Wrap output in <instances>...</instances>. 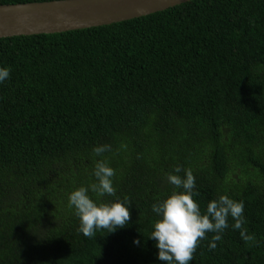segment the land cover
I'll return each instance as SVG.
<instances>
[{
    "label": "trees",
    "instance_id": "trees-1",
    "mask_svg": "<svg viewBox=\"0 0 264 264\" xmlns=\"http://www.w3.org/2000/svg\"><path fill=\"white\" fill-rule=\"evenodd\" d=\"M51 0H0L1 4ZM0 264H164L152 211L195 177L201 212L244 203L246 243L207 233L189 264H264V0H191L107 26L0 38ZM110 145L97 156L93 149ZM114 169L99 197L95 165ZM182 171L176 173L175 167ZM128 198L131 218L92 238L70 194ZM139 241V244L134 243Z\"/></svg>",
    "mask_w": 264,
    "mask_h": 264
},
{
    "label": "clouds",
    "instance_id": "clouds-1",
    "mask_svg": "<svg viewBox=\"0 0 264 264\" xmlns=\"http://www.w3.org/2000/svg\"><path fill=\"white\" fill-rule=\"evenodd\" d=\"M10 68L0 67V83L10 78ZM99 156L111 151L110 145H102L93 149ZM174 171H182L180 166ZM93 175L97 183L90 186V190L99 197L105 195L115 196L113 186L115 171L108 166L106 161H99L95 165ZM168 182L182 192H173L163 202L152 205V211L160 218L154 222V230L150 239L156 241L158 259L164 264H189L194 258L200 242L206 239L207 233H215L210 250L217 247L222 239V233L229 227V216L235 221L234 229H240V236L246 243H254L255 236L249 235L243 228L246 223L243 218L244 203L236 202L227 196H220L207 204L206 212L202 213L199 204L193 199L199 195L195 192V177L191 169L186 170V178L179 175L168 174ZM89 188L80 187L69 196V206L75 208V213L80 219L78 231L85 237L92 238L99 230L112 233L118 228H124L131 218L128 198L115 203H96L89 196ZM139 244V241H134Z\"/></svg>",
    "mask_w": 264,
    "mask_h": 264
},
{
    "label": "water",
    "instance_id": "water-1",
    "mask_svg": "<svg viewBox=\"0 0 264 264\" xmlns=\"http://www.w3.org/2000/svg\"><path fill=\"white\" fill-rule=\"evenodd\" d=\"M191 0H51L0 5V38L51 35L107 26Z\"/></svg>",
    "mask_w": 264,
    "mask_h": 264
}]
</instances>
